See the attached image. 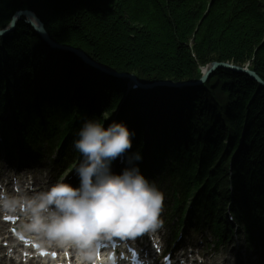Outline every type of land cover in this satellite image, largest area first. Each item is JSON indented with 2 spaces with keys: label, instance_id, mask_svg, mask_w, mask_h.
I'll use <instances>...</instances> for the list:
<instances>
[{
  "label": "trees",
  "instance_id": "1",
  "mask_svg": "<svg viewBox=\"0 0 264 264\" xmlns=\"http://www.w3.org/2000/svg\"><path fill=\"white\" fill-rule=\"evenodd\" d=\"M21 10L34 12L57 43L148 82L191 81L198 64L212 62L241 67L251 62L264 80V0H0V30ZM80 65L75 57H53L33 29L20 22L0 40V117L9 105L19 115L32 93L60 76L67 85L84 84L91 98L98 94L89 119L103 123L101 115L120 106L123 84H101L99 72L88 75ZM208 85L182 97L179 108L185 115L175 109L170 115L192 138L202 121L214 125L216 142L206 146L201 172L217 189L225 187L233 157L237 187L247 194L256 186L264 189V90L228 70L217 72ZM147 103L135 101L121 112L139 146L145 126L155 134L169 123L163 104L153 108Z\"/></svg>",
  "mask_w": 264,
  "mask_h": 264
},
{
  "label": "clouds",
  "instance_id": "2",
  "mask_svg": "<svg viewBox=\"0 0 264 264\" xmlns=\"http://www.w3.org/2000/svg\"><path fill=\"white\" fill-rule=\"evenodd\" d=\"M135 136L125 122L86 120L73 143L81 156L78 184L57 182L33 199L28 229L87 260L102 240L159 228L165 195L143 174L142 154L131 152ZM117 161L124 165L120 171Z\"/></svg>",
  "mask_w": 264,
  "mask_h": 264
},
{
  "label": "water",
  "instance_id": "3",
  "mask_svg": "<svg viewBox=\"0 0 264 264\" xmlns=\"http://www.w3.org/2000/svg\"><path fill=\"white\" fill-rule=\"evenodd\" d=\"M21 19H26L27 23L33 27L35 32L38 33L41 36V38L46 43H48L50 46H52L53 48H56L58 50L72 52L74 55L81 58L85 63L90 64L91 66H93L97 70H100L103 72H108V69H106L102 65H99V64L93 62L92 60H90L88 55L84 51L73 48V47L64 46V45L59 44V43L55 42L54 40H52V38L48 34L47 30L45 29V25L42 23V21L37 17V15L34 12L29 11V10L17 12L13 16L9 28L0 31V37L6 36V35L10 34L11 32L15 31L16 25ZM215 69H227V70H232V71L237 72V73H243L244 72V70L240 69L237 66H233L229 63H214L212 65L210 71L212 72ZM109 72L111 73V71H109ZM245 73H247V75L249 77H251V79L256 81L262 88H264V82L257 76L256 73H254V72H245ZM121 75L125 76V77H132L133 78V75H128L125 73H121ZM160 84L170 86V87H175V88L192 85L189 83H172L170 81H160V82H157L156 84H154L153 86H157Z\"/></svg>",
  "mask_w": 264,
  "mask_h": 264
},
{
  "label": "rangeland",
  "instance_id": "4",
  "mask_svg": "<svg viewBox=\"0 0 264 264\" xmlns=\"http://www.w3.org/2000/svg\"><path fill=\"white\" fill-rule=\"evenodd\" d=\"M112 116L113 115H109L108 117H106L107 119L105 118V116L104 117L101 116L102 120L106 119L104 121L105 125L108 123L109 118L112 119ZM80 162L75 163L74 166L72 167V169H70L68 172L65 173V175H64L65 180L64 181H67V178H69L71 176H73V179L75 178V180L78 179V176L75 173V169L79 165ZM46 171L47 172L45 174H43L40 170H37V172L33 173V175L36 176V178L43 180V179H45V175H47L49 173L48 169ZM231 244H232V246H234L236 244V241L232 242ZM231 244H228L227 246H222L220 248V250L218 251V253H219L218 256H216V252H214L212 250L209 252L203 251L205 245L200 246L199 249L196 250V252H198L203 257L206 264H218V263L224 261V259L225 260L228 258L231 259V255H232L233 259H235V258H237V260H238V258L241 259V255H244L243 250L240 247V248H236L233 251H231V249H229ZM221 251H224V252H221ZM250 257L253 259V261H256L257 259H259L257 256L254 255V252L251 253ZM233 259H231V260L234 262L237 261V260H233Z\"/></svg>",
  "mask_w": 264,
  "mask_h": 264
},
{
  "label": "bare ground",
  "instance_id": "5",
  "mask_svg": "<svg viewBox=\"0 0 264 264\" xmlns=\"http://www.w3.org/2000/svg\"><path fill=\"white\" fill-rule=\"evenodd\" d=\"M132 105H134L133 103H128L126 106L127 107H131ZM154 108V107H153ZM154 111V110H153ZM123 115L122 114H119L117 117H116V120L118 121V122H121L123 119ZM226 263H227V260H226Z\"/></svg>",
  "mask_w": 264,
  "mask_h": 264
},
{
  "label": "snow or ice",
  "instance_id": "6",
  "mask_svg": "<svg viewBox=\"0 0 264 264\" xmlns=\"http://www.w3.org/2000/svg\"><path fill=\"white\" fill-rule=\"evenodd\" d=\"M136 236V235H135ZM135 236H132V237H135Z\"/></svg>",
  "mask_w": 264,
  "mask_h": 264
}]
</instances>
